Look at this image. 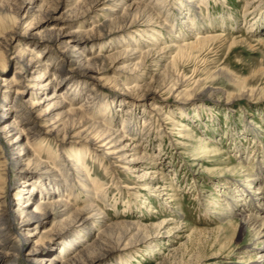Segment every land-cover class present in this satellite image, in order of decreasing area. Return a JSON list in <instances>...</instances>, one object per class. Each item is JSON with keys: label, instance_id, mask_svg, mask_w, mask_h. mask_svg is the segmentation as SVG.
Returning <instances> with one entry per match:
<instances>
[{"label": "rangeland", "instance_id": "374dc122", "mask_svg": "<svg viewBox=\"0 0 264 264\" xmlns=\"http://www.w3.org/2000/svg\"><path fill=\"white\" fill-rule=\"evenodd\" d=\"M76 1L67 3V7L61 8L56 15L60 17L62 12L72 10ZM151 1L153 4L154 0ZM167 1L165 6L160 5L155 9L156 13L152 12L161 24L160 37L153 38L154 41L149 44L136 37L132 40L133 44L120 45V48L133 49L139 54L164 45L178 47L192 44L197 38L220 37L221 40L211 41L204 47H194L191 50L186 48L179 51V48H175L168 56H162L163 59L158 63L157 60L147 61L140 68V73L143 74L137 81L127 79L132 76L123 70L127 65L126 61L110 58L114 50L106 40L102 46L92 49L89 43L95 42L94 40H84L83 43L79 40L83 36L78 32H88L93 27H99L104 20L114 18L116 21L119 17L115 16L120 13H107L106 18H101L96 16L100 15L99 12L91 10L84 15L85 18L71 17L68 22H44L35 18L33 25L41 0L36 1L34 10L20 21H13L5 12L6 8L0 11V25L3 26L0 37L5 38V34L10 32L15 34L13 40L7 42L8 48L2 50L5 55L0 78L20 83L26 94L31 80L38 75V71L15 75L18 72L15 65L17 57L12 48L17 42L22 45L29 42L37 48L44 47L45 52H40L39 49L35 51L40 60L45 57L44 53L56 54L58 65L76 83L85 82L82 70L62 50L61 44H69L70 47L75 45L76 51H81L87 58L105 57L97 65L101 81L95 82L96 84L86 82L87 89L96 87L97 104L90 117L112 129L128 128L132 135L126 143L139 144L141 150H144L143 154L150 158L145 166L139 168L140 174L156 172L152 175V181L138 182V179L123 170L111 172L106 160L77 148L65 152L68 159L65 160L57 154V144L52 139L37 150L38 159L47 168L56 171V179L61 183L57 190L52 188V200L66 202L75 209L92 207L96 212L94 222L103 221L107 225L133 223L141 226L139 230L145 240L130 245L126 252L121 251V248H125L123 243L116 248L110 247L112 251L109 252L110 258L106 264H228V256L234 247L228 245L225 248L222 239L230 240L232 228H226L225 216L228 215L222 217L221 214L227 212L224 209H228L229 214L236 211L229 204L232 202V195H239V190L245 194L247 188L243 180L247 179V170L248 174L254 176L251 187L256 190L259 186L263 191L261 201L264 205V47L256 44L258 39H264V0H253V3L250 0V4H247L248 0ZM66 23L67 26H62ZM51 27H63L65 31V37L58 45L45 41V34ZM167 28L173 32H167ZM124 32H117V36ZM94 33L97 36L96 30ZM232 40H237V43L230 47ZM136 83L144 85L150 91L127 94L125 88H131ZM176 84L183 91L178 96L168 91V88L176 87ZM88 90L85 94L89 93ZM1 92L2 89L0 127L2 122L7 124L14 120V112L8 116L4 110L11 107L13 102L17 103L15 90L7 98ZM121 97L130 98L126 101L128 104H138L152 113V117H147L144 122L145 118L141 116L139 109H130L129 113L124 110L116 112V101ZM154 97L165 100L161 99L166 108L162 118L153 110L154 105H161L153 101ZM41 99L42 96H39L37 101ZM66 102L72 103L68 98ZM83 102L82 98L76 103L81 105ZM46 108V105L42 106L39 111L43 112ZM171 121L176 124L170 123ZM182 125L187 128L186 131ZM3 136L0 132V148L3 149L0 164V202L3 205L0 211L11 216L16 209L21 210L24 204H29L27 199L35 194L37 197L33 198L26 209L32 212L44 198V191L34 187L29 195L20 193L22 180L14 179V168L9 161L12 151L5 146ZM217 150L221 155L217 154ZM76 154H80L81 158L77 174L69 170L74 166L75 162L72 164L71 161L75 160ZM155 158V165H152ZM237 167L246 172H240ZM33 169L32 167L27 172L38 176L45 173V169L38 172H33ZM170 178L174 179L172 183ZM40 184L50 188L49 182L45 180L40 181ZM245 195L242 204L247 209L251 208L252 213L261 214L258 206L260 201L256 203L253 197ZM98 217L103 219H97ZM60 221L53 218L36 226L38 237L42 233L46 234L42 241L44 245H40L41 249L47 246V242L50 243V234L57 229L56 224ZM9 222V233L18 235V228L13 226L12 221ZM159 222H168L169 238L166 237L168 233L156 235V230L152 227ZM222 228L225 230L223 233L220 231ZM93 229L94 234H90L88 238L84 236L82 247L76 251L80 257L79 263H85L102 253L107 245H111L110 241L94 245L101 231L99 223H94ZM177 229L180 231L179 235L174 232ZM38 237L32 240V244H21L23 250L33 247ZM246 242V237L238 240L234 253L243 249ZM257 245L258 243L254 244L252 247L255 251L249 253L252 258L260 250L256 248ZM58 250L60 257L54 256V264H62L69 252L64 248ZM22 260L20 253L16 257V264H24Z\"/></svg>", "mask_w": 264, "mask_h": 264}, {"label": "bare ground", "instance_id": "6f19581e", "mask_svg": "<svg viewBox=\"0 0 264 264\" xmlns=\"http://www.w3.org/2000/svg\"><path fill=\"white\" fill-rule=\"evenodd\" d=\"M36 1L39 0H0V11L6 8L5 12L9 14L13 21H20L25 18L30 11L34 10L33 6ZM70 1L73 0H41V4L37 10V16H35L32 21L33 25L35 23V18H40V20L44 22L48 20L56 22L63 20L68 22L71 17L79 16V18H81L83 16V18H85V14L91 10H95L97 13L99 12L100 15L96 16L101 18H106L107 16L105 14L107 13H120L115 16L119 17L116 21L114 18L108 21L104 20L99 27H93L88 32H78L83 36V38L79 40L80 42L84 40H94L95 42L89 43L90 49L96 46H102L101 44H105L106 40V43L114 50L110 58L115 61H126L127 65L123 70L125 73L131 74L132 77L128 76L127 79H133V81H137V79L142 77L143 73H140V68H142L147 61L153 60L151 62H156L155 60H157L158 63L163 59L161 58L162 56H168V53L175 48L176 50L179 48V51L181 49L184 51L183 49L186 48L191 50L194 49V47H204L205 44L211 41L221 40L220 37L197 38L192 44H183V46L181 45L178 47L164 45L163 47H155L138 54L133 49H122L120 45H131L133 44L132 40L136 37H138L139 40H144L147 44H149L150 41H154L153 38L156 39L160 37L159 29L161 24L155 14L154 17L153 13H156L154 11L158 6H165V3L168 2L167 0H154V2H157H153V4L151 0H77L72 10L68 12L64 11L59 15L60 17H58L56 15L58 11L61 8L67 7V3ZM249 1L250 0H248L247 4H250ZM261 1L259 0V2ZM251 3H253V0ZM56 17L58 18L55 19ZM0 21L2 22V20ZM67 25L66 23L62 26ZM2 27L3 26L0 25V30H2ZM95 30L97 36H94ZM119 31L125 32L117 36V32ZM167 32L173 31L167 28ZM64 34L65 31H63V27H51L45 34V41L53 45H58L63 37H65ZM14 35V32H10L5 34V38L0 37V70L4 68L5 54L2 50H6V47L8 48L7 42L12 41ZM239 40L240 39H238V41ZM236 43L237 40H232L230 47L234 46ZM256 44L264 47V39H258ZM61 48L68 53V57L73 58L72 62H76V66L82 70V79L85 80L84 83H76L75 80L62 70L58 65L56 54L52 52H48V54L44 53L45 57L40 60L39 55H37L35 51L39 49L40 52H45L46 49L44 47L37 48L35 45L31 46L29 42L23 45L17 42L12 48L16 52L17 57V63H15V65L18 72H16L15 75L22 74L23 72L38 71V75L31 80L28 86L29 91L25 94L24 88L19 85L20 83H14L13 81L0 78V82L2 83L0 89H2L1 93H3L4 97L7 98L9 93L13 90L16 91L15 100H17V103L13 102L11 107L8 106L4 110V113L8 116L14 112L15 118L11 123L6 124V122H2L0 127V132L4 135L5 146L12 151L9 161L14 168V179L15 181L22 180L20 181L22 184L20 193L29 195L34 187L44 191L42 194L44 198L36 204L32 212L26 211V209L28 205L33 202V198L37 197L35 194H33L30 199H27L29 204H24L21 210L16 209L11 216L0 211V264H16V257L20 253L24 264H54V256L60 257L59 248L69 250L67 256L64 258L67 259L63 261L62 264H106V261L110 258L109 252L112 251V248H116V246L123 243V247L125 248H121L123 249L121 251H125L129 249L130 245L145 240V237L141 236L139 230L141 226L138 224L111 223L107 225L103 223V221L94 222L96 212L92 207L75 209L66 202L52 200V196H54V193H51L52 188L54 187V190H57L61 183L56 179V171L54 172V170L47 168L45 163L41 162L37 157V150H40L43 144L49 139L54 140L57 144V154L60 158H64L65 160H68L65 156V152L77 148L86 150L92 153L93 156L95 155V157H101L106 160L111 172L116 173V171L123 170L133 175L138 179V182L146 183V181H152V175L156 174L155 171H150L149 173L142 172L140 174L139 168L145 166L150 158L143 154L144 150H141L139 144L131 142L126 143L129 136L132 135L131 132L128 131V128L112 129L111 126L98 123L90 117L97 104L96 89H94L96 87L92 89L88 88V90L86 82L90 81L91 83H95L101 81L102 78L98 77L97 65L103 62L105 57L95 56L87 58L81 51H76L75 45L70 47L69 44H61ZM177 85L178 84H176V87L171 86V88H168V91L175 96L183 93V91H180L181 87L178 88ZM25 89H27V87ZM125 89L127 94L150 91V89L138 83L134 84L131 88ZM86 90H88V94H85ZM24 95L27 96H25V99ZM39 96H42V99L37 101ZM67 98L70 99L72 103L68 104L66 102ZM82 98L84 102L81 105L76 103ZM127 99L130 98L127 97ZM127 99L121 97L118 102L116 101V112H121L122 110L128 112L130 109L131 111H136L139 109V111L141 110V116L145 118L144 122H146L147 117H152V113L143 107H139L138 104H128L126 102ZM153 99V101L161 104L159 105L160 107L154 105L153 110L155 109V114L162 118L164 109H166L162 100H165L156 97ZM45 105L47 106L45 111L40 112L39 108ZM61 109L63 111L59 112ZM103 114L106 113L103 112ZM170 123L176 124V122L172 121ZM182 127L185 126L182 125ZM186 129L185 127L184 131H186ZM12 135L16 136L13 137ZM217 154L221 155L220 151ZM2 155L3 149L0 148V164L2 163ZM74 159V161H71L72 164L75 162L74 166L70 167L72 169L69 170L77 174L80 171V154H76ZM156 159L157 158H155V160L153 159L152 165H155ZM32 167L34 168L33 170H35L33 172L45 169V173H43L42 176L28 173L27 171L32 170ZM152 169L155 170V168ZM238 170L240 172H246V170H242V168H238ZM248 173L249 171L247 170L245 174L247 179L245 181L243 180V182H245V188H247L245 194H248L251 198L253 197L255 202L260 201V203L258 202V206L261 214L252 213L250 210L251 208L247 209L242 204L244 200L243 197L245 198L246 196L243 191L241 192V190H239L238 196L232 195V199L230 198L232 202L229 206L231 209H236V211L233 210L234 213L231 212L232 214H229L228 209H224L227 212H222L221 214L222 217L228 215L225 216L227 217L226 228H232L230 240L226 241L223 238L222 244L225 248L230 245L235 249L237 248L236 242L241 238L246 237L247 242L246 246L242 247L243 249H240L238 253H234V249L230 252L228 256L230 257V263L228 264H264V205L261 201L263 191L259 186L256 190L251 187V184H254L252 183L254 182V176ZM44 180L49 182L50 188L47 185L45 187L43 184H40V181ZM173 180V178H170V183H172ZM151 187L152 186H150V188ZM250 189L253 190L251 191ZM47 197L50 198L47 199ZM24 203H26V201H24ZM2 205L3 202H0V208ZM53 218L61 221L56 224V226H58L57 229L50 234L52 236L50 243L48 244L47 242V246L41 249L40 247L44 245L42 241L45 239L46 234L42 233L38 237L39 234L35 232L37 229L36 226L41 223H46ZM97 219L103 218L98 217ZM9 220L12 221L13 226L15 225L18 228V235L13 236V234L11 235L9 233L7 229ZM94 223H99L101 230L94 241V245H101L102 242L109 241L111 245H107L108 247L105 245L106 249L102 253L87 260L85 263H79L78 260L80 257L76 254V251L82 247L81 243L84 240V236L88 238L90 234H94ZM152 228L156 230V235L168 233L166 237H170L168 222H159ZM220 231L223 233L225 230L222 228ZM174 232L179 235L180 231L177 229ZM36 237L39 239L35 240L33 247L28 250H23L24 247L22 248L21 244H32V240L34 241ZM256 243H258L256 248L260 250L257 252V255L252 258L249 253L255 251L252 246ZM87 247L86 249L90 248ZM55 248H57V250Z\"/></svg>", "mask_w": 264, "mask_h": 264}]
</instances>
